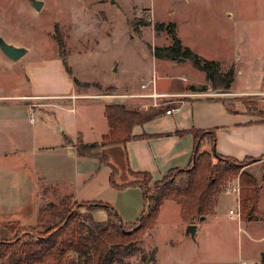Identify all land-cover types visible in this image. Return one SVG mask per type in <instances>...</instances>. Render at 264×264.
<instances>
[{"label":"rangeland","instance_id":"rangeland-1","mask_svg":"<svg viewBox=\"0 0 264 264\" xmlns=\"http://www.w3.org/2000/svg\"><path fill=\"white\" fill-rule=\"evenodd\" d=\"M41 1L40 8L36 10L32 0H0V36L9 43L27 48V52L16 61L8 59L0 50V105H5L1 114L3 119H0L1 150L18 148L26 142L27 146L36 149L38 142L35 134L39 118L57 112L56 104L67 108L73 104L76 107L74 113L58 108L62 112V121L67 123L75 119L84 142L98 141L108 128L102 111V99L81 98L84 97L82 93H120L123 84L141 79L149 73L153 64L157 73L162 72L168 78L164 80L163 77V84L180 83L181 76H186L189 82L204 79L205 72L188 60L175 61L177 63L172 66L170 59L153 55L154 47L172 43L170 23L174 24V32L184 46L203 58L216 60L220 71L233 68L235 74L230 82L231 88L254 89L253 93H242L251 95H244V98H248L250 109H264L263 102L258 100L264 98V0ZM157 23H161L162 27L156 28ZM63 60L66 61L67 70H70L75 93L71 91ZM114 67L117 69L114 70ZM74 79L81 85H77ZM205 87L203 93L218 97L226 92L209 84ZM65 94L76 95V98L61 100L52 97ZM153 99L150 103H144V108L138 104L125 106L141 113H156L168 107L158 99V105H155ZM35 120L38 122L34 126ZM104 146L111 145L91 151L93 156L97 155L98 161L99 154L103 151L108 153ZM30 153L23 154L30 160ZM110 161L117 170L114 181H126L128 174L125 168L120 167L115 153L110 155ZM69 164L73 165V160ZM75 164L83 170L90 168L88 163L87 167L80 161ZM101 178L99 171L92 184L88 183L91 185L89 188L93 189L88 194L97 195L94 198L96 201L106 202L112 207L123 199L130 201L125 206H133V195L129 192L135 188L129 189L123 197L122 191L107 184L106 177L103 181ZM238 180L237 175L225 181L214 203L218 208L212 209L220 214V220L216 221L218 216H213V212L207 215H211L210 218L200 223L201 229H204L200 241L186 233L178 205L169 200L163 203L152 227L143 235L138 233L130 238L135 239L133 244L137 246L136 250L112 264H263L261 253L264 252V241L253 240L228 217L229 210L236 206V194L229 190V186ZM83 181L79 174L76 180L63 185H70L76 191L79 188L84 190L86 185L84 183L83 186ZM80 192L75 194L80 196ZM240 194L239 180V201ZM259 195V205L262 207L264 187ZM53 197H57V194H53ZM64 197H67L70 205L80 203L69 195ZM38 198L32 197L28 203L32 210L37 209ZM1 210L0 207V221L4 219L1 212H6ZM35 211L28 215L24 208L17 209L15 216L20 215L21 223L14 220L2 222L0 239L21 237L26 231L38 233L41 224L38 223V211L36 214ZM81 211L84 212L85 207ZM245 212L241 211L239 222L246 220L248 214ZM91 215L96 221L108 218L105 207L93 210ZM141 215L138 213L136 219ZM198 220L197 216L191 222L184 220V224ZM133 225L135 223L126 224L124 228L132 230ZM257 226L264 232V222ZM76 254L70 251L69 256Z\"/></svg>","mask_w":264,"mask_h":264},{"label":"crops","instance_id":"crops-1","mask_svg":"<svg viewBox=\"0 0 264 264\" xmlns=\"http://www.w3.org/2000/svg\"><path fill=\"white\" fill-rule=\"evenodd\" d=\"M176 63L177 62L172 61V66ZM157 72L156 65L154 67L153 64L149 73H146L141 79L137 81H128L123 84L122 88H120L122 92L112 93L124 95L131 94L128 96L82 93L84 97L81 98L98 97L102 99L103 115L105 110L104 105L112 102H118L123 105L138 104L141 108H144V103H150L151 98L137 95L150 92V85L144 88H141L140 86L143 82L150 80L153 75L155 76V88L158 92L176 93L173 98L174 103L168 104V107L161 110L160 113L152 119L145 121L143 124L133 126L131 133L133 135H141V137L132 138L125 144L104 146V150H108V153H105L108 156V160L110 161V155L115 153L120 167L123 169L125 168L126 173L128 174L126 176V181L117 183L130 181L132 179L130 171H147L151 175L152 182H154L159 180L162 175L170 169L185 167L193 153L194 137L193 134H190L189 132L178 133V131L188 130L192 127L203 130L214 128V149L220 155L230 156L240 161V159L244 157L255 158L264 154V109H250L251 107L249 103H247L248 98H244V95L250 94H242L253 93L254 89L236 90L230 87L225 93H223L222 97H218L215 94H195L190 96L187 95V93H203L202 91L204 90L201 88L209 84L206 77L199 82H189L186 76H181L179 78L180 83L165 82L163 84V77H165L164 80L168 78L163 76L162 72ZM67 75L68 82L71 84V91H73L72 93H75L74 83L71 80L69 73ZM199 85L204 86L198 87ZM258 100L263 102L262 106L264 107V98ZM4 107V104L0 105V119H3L1 114L3 113ZM55 107H57V112L45 114L43 117L40 116L39 118V126L37 127L38 130H36L35 134L36 141L38 142L36 149L27 146V142L24 143V145H20L18 148L10 150L0 149V207L2 210L6 211L4 212L1 210L4 219L0 221V224L12 220L20 222V215L15 216L17 209L24 208V210L29 212L28 215H31L33 210H36V214L38 209L43 205L53 202L59 203L64 196L68 195L72 197L73 200L80 202L96 201L94 198L97 195H94L93 193L88 194L89 191L93 190L92 188H89L91 185L88 183L92 184V180L99 171L101 172V181L106 177L107 184H109L111 168H109L108 165L100 163L97 157L93 155L81 156L76 152L75 144L78 139H80L82 143L93 142H84L83 138H81V133L76 126L75 119L72 118L71 121L65 123L62 121V112L58 111V108H60L61 111L68 110L74 113L76 112V107H74L73 104L70 108L64 107L61 104H56ZM171 108L174 110L170 111V113L165 112L166 109ZM37 122L38 121L36 120L34 121V126ZM108 129L109 126L107 131ZM50 132H52L51 136ZM101 135L98 141L101 140ZM64 137L70 138L72 142H66ZM208 149H210L209 143L201 144L200 150L203 151ZM29 151H31L30 160L25 154H23H27ZM71 160L74 162L73 165L69 164ZM78 161L85 164V167H87L88 163V167L90 168L83 170V168L76 167L75 162ZM244 170L250 174L256 182L258 181L259 195L264 187V158L249 163L244 167ZM116 172L117 170L115 171V175ZM79 174L84 180L82 183L83 186L86 185L84 190H87L84 191L79 188L77 191H82L80 192V196L75 194L77 191L73 190L74 188L70 185H63L64 183L76 180V177H78ZM110 186L113 188L112 185ZM131 188H135L134 191L132 190L129 192L133 195L131 201L133 206H131V208L125 206L129 204V199H123L120 204L116 203L114 204L115 207L113 206L121 216L122 221L128 223L134 221L138 213H141L142 211L141 190L137 185H131L121 189L118 188L123 192V197ZM52 193L55 194V196L57 194V197H53ZM32 197H39V205L36 204L37 209L33 208V210L28 204L32 201ZM234 197L236 201V195ZM166 201L169 200H165L163 203ZM259 201L260 195L258 196L256 205L252 210L253 212H245L248 216L246 220L241 221L243 224L239 222L240 218L228 215L230 219L235 221L236 227L240 229L241 232L243 231L256 242L264 241V232L259 230L257 226L259 223L264 222V206L261 207ZM16 202H19L20 204L16 205ZM177 205L179 213L180 206L179 204ZM214 208L217 209L218 207L215 205L213 210ZM10 214L12 216H7ZM212 215L218 216L216 221L220 220V214L218 212H213ZM210 216H204V219L199 218L197 222H192V224L195 223L196 225L195 234L193 236L194 239L197 238V240L200 241L201 236H204V229H201L200 223L209 219ZM182 222L183 226L186 227L183 219ZM198 234H200V236H198ZM239 264L242 263L239 262Z\"/></svg>","mask_w":264,"mask_h":264},{"label":"trees","instance_id":"trees-1","mask_svg":"<svg viewBox=\"0 0 264 264\" xmlns=\"http://www.w3.org/2000/svg\"><path fill=\"white\" fill-rule=\"evenodd\" d=\"M161 25L157 23L155 26L161 28ZM169 25L172 43L154 47L153 55L171 61L188 60L194 67L205 72L206 80L211 87L218 90L230 88V82L235 74L233 68L220 71L216 60L203 58L190 47L184 46L174 32V24ZM63 62L66 68V61ZM66 71L70 73L67 68ZM74 81L77 85H81L76 79ZM104 106L109 129L101 135V140L98 142L82 143L78 139L76 152L81 156L92 155L91 151L99 146L125 144L132 138L141 137L131 133L133 126L143 124L160 113V111L141 113L126 108L118 102L107 103ZM214 131V128L203 130L193 127L178 131V133L193 134L194 146L191 159L185 167L168 170L152 184H150L151 175L147 171H130L133 177L130 181L116 183L114 181L116 168L108 162L105 153L99 154V162L111 168L109 184L117 188L131 185L140 187L141 218L131 223L124 222L117 210L106 202H74L72 206L67 201V197H63L59 203H49L38 209V223L41 224L38 233L32 234L26 231L21 237L0 239V264H112L120 261L122 256H128L136 250L137 246L133 244L135 239L130 240V238L138 233L143 235L153 226L165 200H173L179 204L182 219L191 222L197 216H207L212 212L217 194L225 181L237 175L241 184V210L253 212L259 196V185L243 167L264 158V154L255 158L244 157L240 161L220 155L214 149ZM65 140L72 142L68 137ZM203 143L210 144L211 153L200 150ZM84 207L85 211L82 212L81 209ZM100 207L106 208L108 218L96 221L91 212ZM132 223H135L132 230L124 228V225ZM139 239H141L140 235ZM70 251H75L77 254L69 256Z\"/></svg>","mask_w":264,"mask_h":264},{"label":"built area","instance_id":"built-area-1","mask_svg":"<svg viewBox=\"0 0 264 264\" xmlns=\"http://www.w3.org/2000/svg\"><path fill=\"white\" fill-rule=\"evenodd\" d=\"M150 85V92L148 93H144V94H138L137 96H147L149 98H154L153 99V103L155 105H158L157 102H156V99L158 100H161L163 103H166V104H171V103H174V97L176 95L175 94H172V93H163V92H158L155 88V76L153 75L152 78L150 80H147L146 82H143L141 84V88H144L146 86ZM195 94H209V93H195V92H191V93H187V95H195ZM128 95H131V94H128ZM128 95H124V94H112L111 96H128ZM52 97L56 98V99H66V98H70V99H75L76 98V95H52ZM145 106V105H144ZM146 107V106H145ZM174 109L171 108V109H166V113H170V111H173ZM33 120V118H31V121ZM229 190L232 191L234 194H236V206L235 208L233 209H230L228 214L229 216L231 217H237L239 218L240 217V201H239V180L235 183H232L230 186H229Z\"/></svg>","mask_w":264,"mask_h":264},{"label":"water","instance_id":"water-1","mask_svg":"<svg viewBox=\"0 0 264 264\" xmlns=\"http://www.w3.org/2000/svg\"><path fill=\"white\" fill-rule=\"evenodd\" d=\"M42 4L41 0H32L33 7L38 10ZM0 50L1 52L11 61H16L22 55L27 52V48L21 45H14L12 43L7 42L2 36H0ZM115 70V67H114ZM141 218V216L139 217ZM200 219H204V216L199 217ZM195 223H189L186 225V233H189L192 237L195 234ZM262 262L264 263V252L261 253Z\"/></svg>","mask_w":264,"mask_h":264}]
</instances>
